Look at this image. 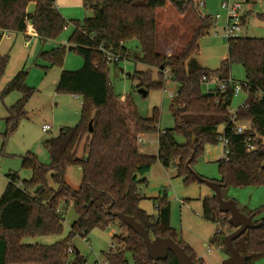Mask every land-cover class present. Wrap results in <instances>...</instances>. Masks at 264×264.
<instances>
[{
	"label": "trees",
	"instance_id": "trees-1",
	"mask_svg": "<svg viewBox=\"0 0 264 264\" xmlns=\"http://www.w3.org/2000/svg\"><path fill=\"white\" fill-rule=\"evenodd\" d=\"M82 1L92 14L82 22L71 21L75 30L68 44L82 55L84 65L77 71L63 70L57 85V92L83 98L81 118L77 125L64 127L58 136L43 141L50 156L49 164L40 163L32 152L23 156V168L32 171L30 179L22 180L17 172L7 175L8 184L0 196V264H88L81 253L76 254L77 249L69 253L73 239L77 235L86 238L92 229H106L110 225H118L120 231L113 235L114 248L105 253L109 264H128L127 254L136 264H152L144 239L114 215L117 211L134 216L152 238L171 237L194 261L204 264L190 245L178 240L171 226L167 195L154 199L157 214L153 215L141 207L140 188L149 184L147 174L157 162L165 168L174 166L186 184L198 181L193 164L202 158L206 145H218L221 137L226 140L227 154L217 161L221 174L217 182L222 185L224 198L230 185L264 186V141L256 140L257 149L249 152L244 136L235 133L231 121L232 88L227 95H219L202 82L204 75L227 80L232 77L231 65L242 64L248 98L245 106L238 109L236 122L249 123L248 134L264 137V38L240 36L227 40V58L222 60L220 69L211 71L192 58L199 49V39L215 24L210 17L200 16L194 0ZM167 3L180 15L189 11L199 15V25L190 39L179 53L171 56L157 48V10ZM67 22L56 0H0V41L4 31L26 34L31 30L42 41L55 40L67 28ZM134 40L138 42L136 48L130 45ZM100 45L120 55L121 61L146 65L148 70H136L132 77L148 93L164 88L165 70L170 71L168 78L178 84L170 105L176 122L173 129L160 130L158 108L150 118H145L138 112L131 94L114 93L110 66L119 63L109 62L99 50ZM66 49L67 46L57 47L42 55L52 65L61 66ZM8 61V56H0V81ZM153 69H158L159 80H154ZM26 77L27 72L20 71L0 93L2 98L13 91L22 93L8 107L6 137L27 116L26 107L35 91L27 85ZM148 134L158 135L157 154L141 150L140 139ZM177 135H182L185 142L180 143ZM83 142L85 154L81 158L78 150ZM74 165L82 171L77 190L66 181L67 170ZM71 204L78 218L65 238L53 244L24 242L26 238L62 235L63 211ZM258 213L251 211L247 215H254L261 226L247 230L234 241L239 252L247 257V264H256L264 256V217L257 219ZM203 216L230 225L231 232L235 230L229 223L230 213L220 211L215 195L204 199ZM161 264L179 262L170 252Z\"/></svg>",
	"mask_w": 264,
	"mask_h": 264
},
{
	"label": "rangeland",
	"instance_id": "rangeland-1",
	"mask_svg": "<svg viewBox=\"0 0 264 264\" xmlns=\"http://www.w3.org/2000/svg\"><path fill=\"white\" fill-rule=\"evenodd\" d=\"M198 12L202 17H210L215 24L208 34L199 39V49L192 54V58L203 67L216 71L221 68L222 60L228 56V41L223 37L226 25V15L221 10L220 0H194ZM243 15L247 20L244 23V30L241 36L253 38H264V0H256L255 3L242 0ZM31 10L34 5H31ZM60 11L68 21L67 28L55 40L42 41L32 30L28 33L16 31H4L0 41V56H8L9 61L4 75L0 81V93L7 86L14 76L20 71L27 72L26 83L34 89V94L27 104V116L18 128L6 137V117L8 107L15 104L22 93L13 91L4 98L0 96V196L8 182L7 175L17 172L22 180L30 179L32 171L22 166L23 156L28 152L35 154L42 164L50 163V156L43 141L59 135L62 127H73L81 118L83 98L69 93L57 92V85L61 72L77 71L84 65L82 55L77 50H69L68 40L75 30L73 21H83L90 15L83 5L60 7ZM218 13L222 17L215 19ZM199 15L188 12L180 15L175 8L167 3L157 10V48L166 54L167 47L176 49L179 53L184 44L190 39L196 27L199 25ZM183 25L182 29H176ZM133 48L138 46L137 41H132ZM176 45V46H175ZM67 46L63 57V64L52 65L51 61L44 57V52ZM122 69L124 71H122ZM146 71L148 67L142 63H135L132 60L121 61L117 66H110V82L115 94L125 96L131 94L141 116L150 118L155 108L160 111V130L173 129L176 126L175 118L171 111L170 92H176L178 84L171 78L169 70H165V86L162 89H151L147 96L140 92L139 81L132 77L135 71ZM231 76L236 83L242 84L246 80L244 66L240 63L231 65ZM130 73L131 75H128ZM167 73V74H166ZM168 75V76H167ZM154 80H159L158 69H153ZM248 98V92L243 89L238 96L233 98L231 109L237 111ZM50 104V105H49ZM53 124L51 131H43L44 123ZM180 143L185 142L182 135L176 136ZM147 142L148 152L151 154L158 151V135L148 134L141 139ZM146 145V143H145ZM84 142L78 150V156L83 157ZM224 144L206 145L202 158L193 164L196 174L211 180L218 181L221 178L218 160L224 156ZM149 185H143L140 193L143 197L141 207L148 213L156 215L154 199L167 195L171 203V226L175 229L178 240L190 245L204 264H221L229 256L224 238L232 229L230 225L223 224L222 234L217 233V223L203 216V202L207 197L215 195V192L205 183L195 181L190 184L184 182V176H180L174 166L165 168L157 162L148 176ZM82 180L81 167L74 165L67 170L66 181L72 188L78 189ZM226 199L236 201L238 207L246 214L251 211H260L257 219L264 217V186L235 187L230 185L226 188ZM64 233L67 236L72 223L78 218L74 205L64 209ZM118 225H110L103 229L96 227L84 238L77 235L72 241V248L79 250L88 264L102 262L105 253L111 249L113 235L119 234ZM124 231V230H122ZM44 237L40 238L43 239ZM38 239V238H37ZM52 242L51 238H45ZM39 242V241H36ZM219 245H224L220 250ZM209 249H211L209 251ZM128 264H136L130 254H127ZM256 264H264V256Z\"/></svg>",
	"mask_w": 264,
	"mask_h": 264
},
{
	"label": "water",
	"instance_id": "water-1",
	"mask_svg": "<svg viewBox=\"0 0 264 264\" xmlns=\"http://www.w3.org/2000/svg\"><path fill=\"white\" fill-rule=\"evenodd\" d=\"M69 50H74V47H69ZM122 71L124 70L122 69ZM128 75L131 74L128 73ZM140 92H142L144 96L148 95V91L144 88H140ZM92 124L91 121L89 126L91 131L93 130ZM193 173L199 182L205 183L215 192L220 211L222 213H230L229 223L235 228L233 232L227 234L224 238L229 256H227L221 264H247V257L239 252L234 245V241L241 237L247 230L259 228L262 223H257L254 220V215H247L241 211L235 200L225 199L222 193L221 183L208 180L196 174L194 171ZM108 210L110 212V207ZM114 215L144 239L148 256L153 260L152 264H161L162 260L168 258L170 252L175 255L179 264H200L194 261L186 250L171 237L157 236L152 238L145 226L137 221L134 216L128 215L123 211L114 212ZM79 253V250H76V254Z\"/></svg>",
	"mask_w": 264,
	"mask_h": 264
},
{
	"label": "built area",
	"instance_id": "built-area-1",
	"mask_svg": "<svg viewBox=\"0 0 264 264\" xmlns=\"http://www.w3.org/2000/svg\"><path fill=\"white\" fill-rule=\"evenodd\" d=\"M199 4L205 5V2L201 0ZM220 7H221V10L226 15V25L224 27L223 37L227 40L240 37L244 30L243 28L244 27L243 2L241 0H220ZM221 17H222V14L218 13L215 19L218 20ZM99 50L103 51L106 54L109 62L120 63L122 60L120 55L115 54L112 50L106 49L103 45L99 46ZM202 82L207 87V89L209 90L215 89L214 93H218L219 95H227V93L229 92V88H232L231 90H232L233 98L235 96H238L243 89H246L244 82L242 84H238L232 77H229L227 80H224V79L221 80L214 76L209 77L208 75H204L202 77ZM170 96L171 98H174L176 96V92H170ZM242 106H245V102ZM237 111H233L230 108V117H231V121L234 123V131L237 135L244 136L247 150L249 152L254 151L258 147V144L255 143V141L257 140L258 143L261 140L264 141V137H261L257 133L248 134L247 131L250 129V125L247 122H236ZM50 129H51L50 124H46L43 126L44 131H49ZM221 141L224 144V155L223 156L226 157V154H227L226 140L224 137H221ZM217 225H218L217 233L222 234L224 231L222 222H218ZM111 248H114V244H112ZM219 249L223 250L224 245H219ZM210 250L211 249H209V251ZM73 252H74V249L70 248L69 253H73ZM96 264H109V262L104 258L102 262H97Z\"/></svg>",
	"mask_w": 264,
	"mask_h": 264
},
{
	"label": "crops",
	"instance_id": "crops-1",
	"mask_svg": "<svg viewBox=\"0 0 264 264\" xmlns=\"http://www.w3.org/2000/svg\"><path fill=\"white\" fill-rule=\"evenodd\" d=\"M201 1V0H200ZM242 1V0H241ZM247 2H250V3H255L256 2V0H253V1H249V0H246ZM243 2V1H242ZM56 3H57V6H58V8L60 9V7H65V5H67V7L68 6H74V5H83V1L82 0H56ZM200 3V2H199ZM244 3V2H243ZM84 6V5H83ZM205 6V5H204ZM85 7V6H84ZM86 8V7H85ZM87 9V8H86ZM88 10V9H87ZM89 11V10H88ZM190 12V11H189ZM89 13H90V15L92 14L90 11H89ZM89 15V16H90ZM201 16V15H200ZM246 17V16H245ZM246 20H247V18H246ZM198 23H199V21H198ZM182 27H183V25L181 24L176 30L177 31H179V30H181L182 29ZM176 46V45H175ZM175 51H176V49H172V48H168L167 47V50H166V53H167V55L168 56H171V55H175ZM50 105V104H49ZM46 124H50L51 125V129L49 130V131H51L52 129H53V124H51V123H49V122H46V123H44L43 124V126L44 125H46ZM43 126H42V129H43ZM64 127H62V129H63ZM61 129V130H62ZM60 130V131H61ZM44 131V130H43ZM48 131V132H49ZM45 132H47V131H45ZM143 137H145V135L144 136H142V138ZM47 139V138H46ZM145 143H146V145H145ZM147 145H148V143L147 142H143V146L141 147V150L143 151V152H145V153H149V154H151L150 152H148L147 150H148V148H147ZM157 153H158V151H157ZM157 153H153V154H157ZM152 170V169H151ZM151 172V171H150ZM150 172L147 174V178H148V176H149V174H150ZM148 181H149V179H148ZM7 184H8V182H7ZM7 184H6V186H7ZM149 185V184H148ZM48 238H51V240H52V242H47V241H45L46 239V237H44L43 239H40V238H42V237H34V238H26L25 240H24V242H26V243H31V244H33V243H40V244H53V243H55V242H57V241H59V240H61V239H63V238H65L66 236H63V235H58V236H47ZM38 238V239H37ZM36 241H39V242H36ZM97 263V262H96Z\"/></svg>",
	"mask_w": 264,
	"mask_h": 264
}]
</instances>
